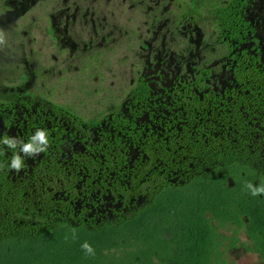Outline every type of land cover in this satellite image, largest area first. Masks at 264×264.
I'll return each instance as SVG.
<instances>
[{
  "label": "flooded vegetation",
  "instance_id": "flooded-vegetation-1",
  "mask_svg": "<svg viewBox=\"0 0 264 264\" xmlns=\"http://www.w3.org/2000/svg\"><path fill=\"white\" fill-rule=\"evenodd\" d=\"M0 41V139H49L11 173L70 223L264 184V0H0Z\"/></svg>",
  "mask_w": 264,
  "mask_h": 264
},
{
  "label": "trees",
  "instance_id": "trees-1",
  "mask_svg": "<svg viewBox=\"0 0 264 264\" xmlns=\"http://www.w3.org/2000/svg\"><path fill=\"white\" fill-rule=\"evenodd\" d=\"M0 165V264H233L228 253L239 246L264 264V196L196 182L169 189L133 218L89 228L67 221L56 204L38 203L1 146Z\"/></svg>",
  "mask_w": 264,
  "mask_h": 264
},
{
  "label": "clouds",
  "instance_id": "clouds-1",
  "mask_svg": "<svg viewBox=\"0 0 264 264\" xmlns=\"http://www.w3.org/2000/svg\"><path fill=\"white\" fill-rule=\"evenodd\" d=\"M2 43L3 41H0V44ZM0 143L7 146L8 149L15 150L19 148V152L14 151L10 165H8L11 170L17 173H19L24 167V157L34 158L39 154L46 152L49 147L48 133L43 129H37L29 138L28 142H24L16 137L5 136L0 139ZM3 167V165H0V170H2ZM245 187L253 197L264 196V184L257 186L251 182H246ZM72 238L75 239V233H73ZM81 248L87 255H95V250L89 243L85 242L81 245Z\"/></svg>",
  "mask_w": 264,
  "mask_h": 264
},
{
  "label": "rangeland",
  "instance_id": "rangeland-1",
  "mask_svg": "<svg viewBox=\"0 0 264 264\" xmlns=\"http://www.w3.org/2000/svg\"><path fill=\"white\" fill-rule=\"evenodd\" d=\"M228 255L233 264H261L258 255L247 252L242 246L230 250Z\"/></svg>",
  "mask_w": 264,
  "mask_h": 264
}]
</instances>
